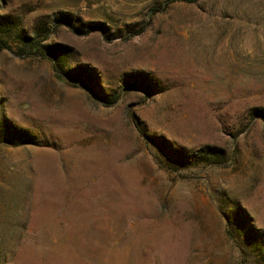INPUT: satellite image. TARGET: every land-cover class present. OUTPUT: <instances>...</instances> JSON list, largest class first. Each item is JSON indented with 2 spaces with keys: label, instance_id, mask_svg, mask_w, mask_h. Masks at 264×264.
<instances>
[{
  "label": "rangeland",
  "instance_id": "374dc122",
  "mask_svg": "<svg viewBox=\"0 0 264 264\" xmlns=\"http://www.w3.org/2000/svg\"><path fill=\"white\" fill-rule=\"evenodd\" d=\"M0 39V264H264V0H0Z\"/></svg>",
  "mask_w": 264,
  "mask_h": 264
},
{
  "label": "trees",
  "instance_id": "16d2710c",
  "mask_svg": "<svg viewBox=\"0 0 264 264\" xmlns=\"http://www.w3.org/2000/svg\"><path fill=\"white\" fill-rule=\"evenodd\" d=\"M64 18V17H63ZM66 22H71V19H64ZM70 27L73 28V25L71 23H68ZM106 26L104 23L102 22H97V23H94L92 24V26L90 27L89 31H99V32H105L106 30ZM19 38H21V42L23 43L22 44V47L26 48L28 47L29 45H31V43L34 41V39L30 36H28L27 34H21L19 32ZM3 49H9V45L6 43V42H3L1 39H0V52L3 50ZM260 117L264 118V116L262 115V113L260 112L259 113ZM24 142H20V143H16V144H23Z\"/></svg>",
  "mask_w": 264,
  "mask_h": 264
}]
</instances>
